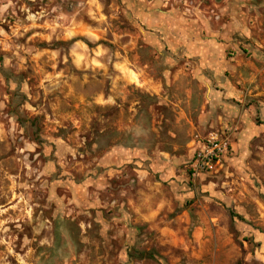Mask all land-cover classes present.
Instances as JSON below:
<instances>
[{"label": "rangeland", "instance_id": "rangeland-1", "mask_svg": "<svg viewBox=\"0 0 264 264\" xmlns=\"http://www.w3.org/2000/svg\"><path fill=\"white\" fill-rule=\"evenodd\" d=\"M0 264H264V0H0Z\"/></svg>", "mask_w": 264, "mask_h": 264}, {"label": "built area", "instance_id": "built-area-1", "mask_svg": "<svg viewBox=\"0 0 264 264\" xmlns=\"http://www.w3.org/2000/svg\"><path fill=\"white\" fill-rule=\"evenodd\" d=\"M230 152L231 145L228 138L214 137L210 139L202 149L195 152L190 176L195 180L202 174L217 172L223 166Z\"/></svg>", "mask_w": 264, "mask_h": 264}]
</instances>
